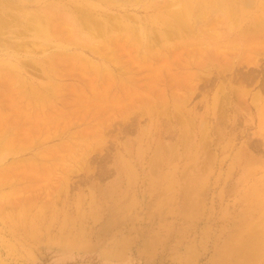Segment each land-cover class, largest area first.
<instances>
[{
	"label": "rangeland",
	"instance_id": "rangeland-1",
	"mask_svg": "<svg viewBox=\"0 0 264 264\" xmlns=\"http://www.w3.org/2000/svg\"><path fill=\"white\" fill-rule=\"evenodd\" d=\"M168 1L0 0V264H264V0Z\"/></svg>",
	"mask_w": 264,
	"mask_h": 264
},
{
	"label": "bare ground",
	"instance_id": "bare-ground-1",
	"mask_svg": "<svg viewBox=\"0 0 264 264\" xmlns=\"http://www.w3.org/2000/svg\"><path fill=\"white\" fill-rule=\"evenodd\" d=\"M59 1V0H58ZM70 1V0H69ZM170 1V0H169ZM168 1V2H169ZM66 2V1H65ZM136 2V1H135ZM139 2V1H138ZM137 2V3H138ZM146 2V1H145ZM144 2V3H145ZM167 2V4H168ZM253 0H182V4L180 7H178L175 10H172L173 8H175L174 6L172 7V9H170V12H166L165 16H163V19L160 23V27L158 28V30H162L163 27L167 28L168 30H173V32H180L181 29H193L197 26L196 20H198L199 16L202 15H208V16H214V17H222V18H227V19H235L234 16H237L238 12H240L241 15H243V12L246 11V9L248 10L249 5H252L254 3H252ZM256 2V1H255ZM63 3V2H62ZM71 3V2H70ZM112 3V2H111ZM252 3V4H251ZM56 4V3H55ZM97 4V3H96ZM120 4V3H119ZM123 4V3H122ZM173 4V3H172ZM256 4V3H255ZM14 5V4H13ZM95 5V4H94ZM110 5V4H109ZM112 5V4H111ZM140 5V4H139ZM176 5V4H174ZM51 6V5H50ZM54 6V5H53ZM57 6V5H56ZM92 6V5H91ZM98 6V5H97ZM106 6V4H105ZM114 6V5H113ZM251 6V7H252ZM109 7V6H108ZM147 7V6H146ZM250 7V8H251ZM42 8V6H41ZM56 8V7H55ZM92 8V7H91ZM96 8V7H95ZM245 9L243 12L241 11L242 9ZM249 8V9H250ZM254 8V7H252ZM58 9V8H57ZM63 9V8H62ZM87 9V8H86ZM99 9V8H98ZM110 9V7H109ZM56 10V9H54ZM67 10V9H66ZM82 10V9H81ZM94 10V9H93ZM256 10V9H255ZM254 10V11H255ZM45 11V10H44ZM47 11V10H46ZM45 11V12H46ZM53 11V10H51ZM61 11V10H60ZM75 11V10H74ZM78 11V10H77ZM87 11V10H86ZM252 11V10H251ZM263 11V10H262ZM70 12V11H69ZM79 12V11H78ZM148 12V11H147ZM154 12V11H153ZM162 12V11H161ZM48 14V12H46ZM253 13V12H252ZM53 14V13H51ZM97 15V13H95ZM237 14V15H236ZM247 14V13H246ZM33 15V14H32ZM49 15V14H48ZM252 15V14H251ZM40 16V15H39ZM57 16V15H56ZM86 18V15H84ZM245 16V14H244ZM47 17V16H46ZM65 17V16H63ZM81 17V16H80ZM91 16H89V19L91 20ZM101 17V16H100ZM248 17V16H247ZM250 17V15H249ZM41 18V17H40ZM67 18V17H66ZM221 18V19H222ZM31 19V18H30ZM95 19V18H93ZM92 19V20H93ZM138 19V18H137ZM140 19V18H139ZM157 19V18H156ZM212 19V17H211ZM242 19V18H241ZM250 19V18H249ZM252 19V18H251ZM257 19V18H256ZM44 20V21H43ZM43 24L41 19H36L35 25H36V29L38 31V33L43 34V36L48 35L49 31H48V22L49 20L47 18H43ZM203 20V19H202ZM244 20V19H243ZM248 20V19H247ZM32 21V20H31ZM213 21V19H212ZM236 21V20H235ZM240 21V20H239ZM246 21V20H245ZM251 21V20H250ZM1 22V20H0ZM3 22V21H2ZM93 22V21H92ZM9 23V21H8ZM19 23V22H18ZM105 24V23H104ZM159 24V23H158ZM238 24V23H237ZM245 24V23H244ZM257 24H261V22H258ZM256 24V25H257ZM26 25H28L26 23ZM81 25V24H80ZM95 25V24H94ZM213 25V23H212ZM243 25V23H242ZM255 27V24H252ZM83 26V24H82ZM22 27V26H21ZM55 26H53L54 28ZM97 27V25H96ZM100 27V26H99ZM230 27V26H229ZM32 28H34V26L32 25ZM30 28V30L32 29ZM28 29V28H27ZM70 29V28H69ZM98 29V28H97ZM102 29V28H101ZM188 29V30H189ZM85 30V29H83ZM234 30V28H233ZM245 32L247 31L246 28L244 29ZM34 31V30H33ZM101 31V30H100ZM191 31V30H190ZM86 32V31H85ZM102 32H104L102 30ZM255 32V31H254ZM162 33V32H160ZM165 33V32H164ZM169 33V32H168ZM184 33V32H183ZM35 34V33H34ZM83 34V33H82ZM99 34V33H98ZM175 34V33H174ZM246 34V33H245ZM3 35V34H2ZM8 35V34H7ZM60 35V34H59ZM168 35V34H167ZM172 35V34H171ZM37 36V35H36ZM39 36V35H38ZM168 37V36H167ZM46 39V38H45ZM50 39V38H49ZM219 39V38H218ZM88 41V39L86 40ZM11 42V41H10ZM89 42V41H88ZM60 47V46H59ZM89 47V46H88ZM64 48V46H63ZM50 50V49H49ZM10 51V50H9ZM4 53V52H3ZM4 55V54H3ZM6 55V54H5ZM11 55V54H10ZM15 55V54H12ZM13 57V56H12ZM19 57V56H18ZM34 57V56H33ZM89 60V58H88ZM19 65V64H18ZM6 66V65H5ZM14 67V65H13ZM16 67V66H15ZM17 68V67H16ZM21 75V73H20ZM62 158V157H61ZM2 199V198H1ZM25 211V210H24ZM34 217V215H33ZM28 218V217H27ZM263 219V218H262ZM27 224V223H26ZM30 229V228H29ZM251 240V239H250Z\"/></svg>",
	"mask_w": 264,
	"mask_h": 264
}]
</instances>
